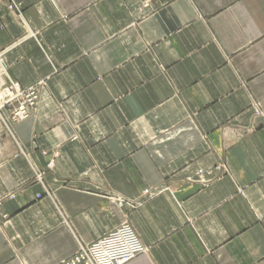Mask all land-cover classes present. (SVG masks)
I'll return each instance as SVG.
<instances>
[{
    "label": "crops",
    "instance_id": "1",
    "mask_svg": "<svg viewBox=\"0 0 264 264\" xmlns=\"http://www.w3.org/2000/svg\"><path fill=\"white\" fill-rule=\"evenodd\" d=\"M16 1L0 52L38 100L0 115V264L124 222L125 264H264V0Z\"/></svg>",
    "mask_w": 264,
    "mask_h": 264
},
{
    "label": "built area",
    "instance_id": "2",
    "mask_svg": "<svg viewBox=\"0 0 264 264\" xmlns=\"http://www.w3.org/2000/svg\"><path fill=\"white\" fill-rule=\"evenodd\" d=\"M139 1L144 8H149L152 2ZM0 4H4L10 12H20V4L16 0H0ZM37 100L36 87L21 88L8 77L0 52V115L3 109L8 108L11 120L26 118ZM256 114L264 119V110H257ZM145 251L146 247L132 226L124 222L96 240L81 244L76 252L56 264H125Z\"/></svg>",
    "mask_w": 264,
    "mask_h": 264
},
{
    "label": "rangeland",
    "instance_id": "3",
    "mask_svg": "<svg viewBox=\"0 0 264 264\" xmlns=\"http://www.w3.org/2000/svg\"><path fill=\"white\" fill-rule=\"evenodd\" d=\"M20 87H21V86H20ZM21 88H22V87H21ZM29 88H30V87H29ZM36 104H37V103H36ZM36 104H35V105H36ZM34 107H35V106H34ZM34 107H33V108H34ZM33 108H32V109H33ZM32 109H31V110H32ZM4 110H6V111L8 112V118H9V120H11L9 109H8V108H5V109H3L2 111H4ZM20 120H21V119H20ZM11 121H13V120H11ZM106 233H107V232H106ZM101 236H102V235H101ZM78 248H79V247H78ZM77 250H78V249H77ZM77 250H76V251H77ZM57 263H58V262H57Z\"/></svg>",
    "mask_w": 264,
    "mask_h": 264
}]
</instances>
